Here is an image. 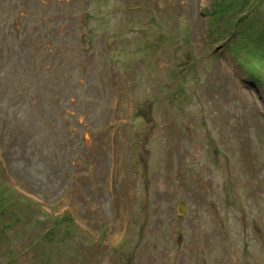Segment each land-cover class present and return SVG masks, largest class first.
<instances>
[{
	"label": "rangeland",
	"instance_id": "rangeland-1",
	"mask_svg": "<svg viewBox=\"0 0 264 264\" xmlns=\"http://www.w3.org/2000/svg\"><path fill=\"white\" fill-rule=\"evenodd\" d=\"M0 264H264V0H0Z\"/></svg>",
	"mask_w": 264,
	"mask_h": 264
},
{
	"label": "water",
	"instance_id": "water-1",
	"mask_svg": "<svg viewBox=\"0 0 264 264\" xmlns=\"http://www.w3.org/2000/svg\"><path fill=\"white\" fill-rule=\"evenodd\" d=\"M185 206L183 203H179L177 206V213L182 214L184 212Z\"/></svg>",
	"mask_w": 264,
	"mask_h": 264
}]
</instances>
